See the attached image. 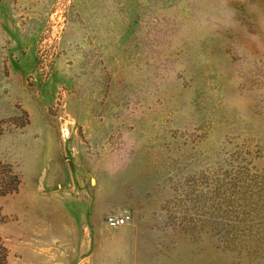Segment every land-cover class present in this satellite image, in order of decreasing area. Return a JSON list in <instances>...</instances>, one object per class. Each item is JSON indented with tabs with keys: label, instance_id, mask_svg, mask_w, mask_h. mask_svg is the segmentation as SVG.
Here are the masks:
<instances>
[{
	"label": "rangeland",
	"instance_id": "374dc122",
	"mask_svg": "<svg viewBox=\"0 0 264 264\" xmlns=\"http://www.w3.org/2000/svg\"><path fill=\"white\" fill-rule=\"evenodd\" d=\"M251 2L0 0L6 264H264Z\"/></svg>",
	"mask_w": 264,
	"mask_h": 264
},
{
	"label": "built area",
	"instance_id": "2783aa9c",
	"mask_svg": "<svg viewBox=\"0 0 264 264\" xmlns=\"http://www.w3.org/2000/svg\"><path fill=\"white\" fill-rule=\"evenodd\" d=\"M130 220V214L128 211H123L119 215H108L106 217V223L108 226L114 228V227H120L125 225Z\"/></svg>",
	"mask_w": 264,
	"mask_h": 264
},
{
	"label": "clouds",
	"instance_id": "9594fccd",
	"mask_svg": "<svg viewBox=\"0 0 264 264\" xmlns=\"http://www.w3.org/2000/svg\"><path fill=\"white\" fill-rule=\"evenodd\" d=\"M249 12H259V11H262L264 9H261L260 5L255 3V0H253V2H251L249 4ZM235 13L231 10V9H228V15L231 16V15H234Z\"/></svg>",
	"mask_w": 264,
	"mask_h": 264
},
{
	"label": "trees",
	"instance_id": "16d2710c",
	"mask_svg": "<svg viewBox=\"0 0 264 264\" xmlns=\"http://www.w3.org/2000/svg\"><path fill=\"white\" fill-rule=\"evenodd\" d=\"M0 264H6V255L5 250L0 243Z\"/></svg>",
	"mask_w": 264,
	"mask_h": 264
}]
</instances>
